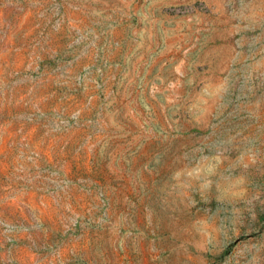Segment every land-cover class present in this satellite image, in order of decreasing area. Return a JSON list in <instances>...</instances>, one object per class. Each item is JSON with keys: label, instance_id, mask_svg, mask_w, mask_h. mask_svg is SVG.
I'll use <instances>...</instances> for the list:
<instances>
[{"label": "rangeland", "instance_id": "obj_1", "mask_svg": "<svg viewBox=\"0 0 264 264\" xmlns=\"http://www.w3.org/2000/svg\"><path fill=\"white\" fill-rule=\"evenodd\" d=\"M21 236L31 264H264V0H0Z\"/></svg>", "mask_w": 264, "mask_h": 264}, {"label": "crops", "instance_id": "obj_2", "mask_svg": "<svg viewBox=\"0 0 264 264\" xmlns=\"http://www.w3.org/2000/svg\"><path fill=\"white\" fill-rule=\"evenodd\" d=\"M32 247L33 245L29 238H23L13 246L9 254L0 250V259H4L9 256L13 261L18 263L31 264L36 259V255L32 253Z\"/></svg>", "mask_w": 264, "mask_h": 264}]
</instances>
